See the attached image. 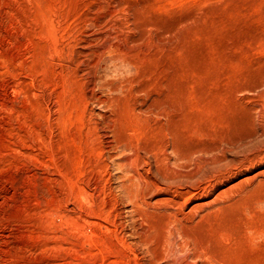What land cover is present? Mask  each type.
I'll return each instance as SVG.
<instances>
[{"label": "rangeland", "instance_id": "rangeland-1", "mask_svg": "<svg viewBox=\"0 0 264 264\" xmlns=\"http://www.w3.org/2000/svg\"><path fill=\"white\" fill-rule=\"evenodd\" d=\"M0 264H264V0H0Z\"/></svg>", "mask_w": 264, "mask_h": 264}]
</instances>
